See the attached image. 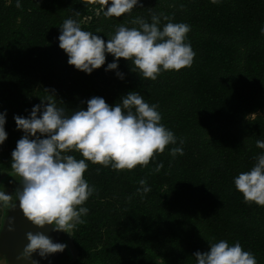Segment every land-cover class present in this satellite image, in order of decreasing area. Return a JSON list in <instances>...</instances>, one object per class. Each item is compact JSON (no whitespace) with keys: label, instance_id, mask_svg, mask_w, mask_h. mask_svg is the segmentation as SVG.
<instances>
[{"label":"trees","instance_id":"trees-1","mask_svg":"<svg viewBox=\"0 0 264 264\" xmlns=\"http://www.w3.org/2000/svg\"><path fill=\"white\" fill-rule=\"evenodd\" d=\"M21 3L0 0V112L7 110L8 133L0 176L12 172L11 153L24 134L14 115L27 117L49 93L70 115L93 96L112 105L137 91L158 105L161 123L177 137L146 166L117 171L87 162L84 176L95 191L84 204L85 223L72 230L75 256L64 264H195L192 254L220 239L239 241L264 264V206L245 203L233 182L264 151L256 146L264 140V0H140L131 13L110 18L94 15L98 5L89 0ZM161 13L191 26L187 40L196 55L190 67L163 71L156 80L140 77L124 58L105 71L114 60L107 53L104 65L85 73L59 47L66 18L107 40L117 25L138 27L135 17L151 22ZM177 146L183 154L172 156ZM141 179L151 188L143 199L136 191Z\"/></svg>","mask_w":264,"mask_h":264},{"label":"clouds","instance_id":"clouds-1","mask_svg":"<svg viewBox=\"0 0 264 264\" xmlns=\"http://www.w3.org/2000/svg\"><path fill=\"white\" fill-rule=\"evenodd\" d=\"M89 3L98 5L92 9L94 15L110 18L131 13L140 0H89ZM15 6L21 8V0H15ZM161 19L167 22L161 25ZM132 23L138 27L119 24L105 40L97 34L99 30H86L80 21L69 17L59 26V47L67 54L68 64L88 74L105 64L106 53L112 54L114 60L105 71L117 69L118 58H124L131 60L132 71L150 80H156L163 71H179L192 65L196 53L187 40L189 24L173 22L162 13L152 14L151 22L135 17ZM260 31L264 34V27ZM116 75L124 77L119 71ZM53 97L49 93L40 104L33 105L27 117L14 115L17 129L24 133L11 153L10 175L19 177V187L14 191V203L13 193L0 190V208L10 209L19 201V208L32 225L39 229L51 225L53 231L71 235L78 224L85 223L82 217L89 209L84 204L95 191L84 176L87 162L117 171L146 166L167 145H175L177 137L161 123L158 105L150 104L137 91L127 92L112 105L93 96L86 101V109L73 110L70 115ZM6 111L0 112V144L8 135L4 127ZM256 146L264 150V140L257 139ZM169 151L172 156L183 154L180 146ZM74 152L82 158L71 154ZM254 161L249 170L233 177V182L245 203L264 206V151L255 155ZM162 167V163L157 164L155 171ZM139 185L136 191L143 199L151 188L144 179ZM12 230L10 226L9 231ZM25 235L27 243L17 259L30 264H39L32 258L33 253L47 258L66 248L65 243L54 242L44 231H28ZM192 256L195 264H257L255 255L239 241L229 244L225 239L209 243L207 251L197 250ZM0 259L7 264L5 257Z\"/></svg>","mask_w":264,"mask_h":264},{"label":"water","instance_id":"water-1","mask_svg":"<svg viewBox=\"0 0 264 264\" xmlns=\"http://www.w3.org/2000/svg\"><path fill=\"white\" fill-rule=\"evenodd\" d=\"M10 226L13 229L12 231H9ZM2 229L5 231V235L0 237V257H5L7 259V264H30L28 261L17 259L21 250L27 243L25 234L28 231H44L54 242H56L57 237L59 238L58 240H60L64 233L63 231H58L56 235L50 225L45 226L43 229H39L32 225L31 222L24 217L19 208V201L16 202L15 207L9 209L7 217L3 222ZM69 250L70 249H68V251ZM67 257H71V255L68 254ZM32 258L38 260L39 264H60L63 258V252L50 254L47 258H41L36 253H33ZM0 264H4L3 259H0Z\"/></svg>","mask_w":264,"mask_h":264},{"label":"flooded vegetation","instance_id":"flooded-vegetation-1","mask_svg":"<svg viewBox=\"0 0 264 264\" xmlns=\"http://www.w3.org/2000/svg\"><path fill=\"white\" fill-rule=\"evenodd\" d=\"M7 174H10V173H7ZM11 185H16V188L19 187V177H13L11 175H9L7 177L5 176V179H4L3 183H2V190H4L6 188V190H5L6 192L13 193V201L12 202L14 203L15 202L14 191L16 190V188L12 192L10 190L11 189ZM8 211H9V209L1 208L0 237L5 235V231H3V229H2V225H3L4 220L7 217ZM54 232L57 235L58 231H54ZM71 234H72V232H71ZM62 236H61L60 240H58L59 239L58 237L56 239V242H62V243L66 244V248L62 251L63 252V258H62L60 264H63L65 262V258L67 257L68 254H70L72 256V258L74 256V253H73V250H72V246H71L72 244L70 243L71 242V235H69L68 233L64 232L62 234ZM68 249H70V250L68 251Z\"/></svg>","mask_w":264,"mask_h":264},{"label":"rangeland","instance_id":"rangeland-1","mask_svg":"<svg viewBox=\"0 0 264 264\" xmlns=\"http://www.w3.org/2000/svg\"><path fill=\"white\" fill-rule=\"evenodd\" d=\"M89 21V18L88 19H86L85 20V22H88ZM253 116H255V115H253ZM7 173H3L1 176H0V183L2 184L3 183V181H4V179H5V176L7 177V176H9L10 174H7ZM3 180V181H2ZM15 188H16V185H11V191L13 192L14 190H15ZM6 190V188L4 189V191ZM71 243V242H70ZM72 246V245H71ZM72 250H73V253H74V256H75V251H74V249H73V247H72ZM73 256V257H74ZM72 257V256H71Z\"/></svg>","mask_w":264,"mask_h":264}]
</instances>
